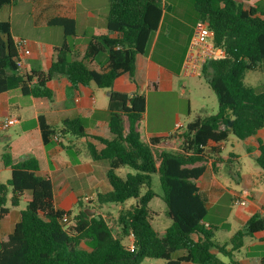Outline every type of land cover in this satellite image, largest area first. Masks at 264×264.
<instances>
[{"label":"trees","instance_id":"1","mask_svg":"<svg viewBox=\"0 0 264 264\" xmlns=\"http://www.w3.org/2000/svg\"><path fill=\"white\" fill-rule=\"evenodd\" d=\"M109 35L92 36L81 58L75 54L69 39L76 35V22L67 17H55L49 25L64 30V39L56 48L47 72L22 73L16 66L18 51L12 37L11 22L0 21V94L20 89L24 96L53 98L48 83L58 75L66 76L75 85L95 84L110 92L108 125L112 137L92 138L103 145L98 149L92 142L84 144L94 161H107L108 192L97 193L84 208L73 211L55 207L53 182L40 176V162L28 156L14 162L6 148L2 154L11 178L0 182V221L19 205L25 193L30 194L20 221L6 241L0 243V264H142L146 258L160 259L165 264H228L219 255L234 257L247 237L264 231V217L252 216L244 229L229 241L216 239L219 227L210 221L201 195V182L210 165L218 173L219 165L232 169L239 156L230 153L222 157L221 143L230 136L246 141L264 128V83L248 87L241 83L245 71H255L264 61V10L246 9L238 0H195L194 9L201 22L214 32L213 48L223 52L210 58L202 74L217 96L218 111L198 116L180 132L167 137H153L143 142L138 130L147 110L145 95L123 94L113 90L114 83L124 73L135 75L136 58L145 54L151 37L159 30L165 10L164 0H108ZM16 0H0V7ZM107 55L106 67L96 70L91 63L101 54ZM43 142L47 148L67 140L66 151L79 154L78 141L89 137L88 119L76 117L50 125L39 117ZM128 124V132L125 126ZM69 140V141H68ZM176 140L178 149L156 150L162 143ZM250 152V149L248 148ZM256 164L264 171V140H258ZM131 171L121 176L118 171ZM159 174L162 194L152 188V175ZM159 197L166 205L171 220L161 237L153 228L158 214L150 207ZM135 200L126 210H120L114 227L103 213L108 204H125ZM79 205L84 207L82 199ZM64 214L70 219L63 222ZM130 244H125L126 239ZM87 244L89 249L82 248ZM230 248V250H229ZM184 253L175 257L174 255Z\"/></svg>","mask_w":264,"mask_h":264},{"label":"crops","instance_id":"2","mask_svg":"<svg viewBox=\"0 0 264 264\" xmlns=\"http://www.w3.org/2000/svg\"><path fill=\"white\" fill-rule=\"evenodd\" d=\"M30 1L34 6L32 18L29 17L30 22L34 20L36 28H54L51 32L56 37L40 43L31 42V54L24 58V73L47 72L50 69L56 48L61 46L64 39L63 28L49 25V21L55 17H67L76 22V35L69 39L75 52L73 59L84 55L88 40L92 36L118 37L117 33L109 34L107 30L108 0ZM238 1L246 9L254 7L264 10V0ZM194 2L195 0H164L165 10L159 30L151 37L146 53L137 56L134 78L129 73H124L114 83L115 92L145 95L147 122L144 130L147 142L153 137H167L180 132L185 126L181 122V108H177L173 114L170 100L171 95L176 93L179 76H188L184 72V66L194 26L199 22ZM210 47L212 51V46ZM106 64L107 55L104 53L91 63L96 70H102ZM48 87L53 91V98L50 100L24 96L20 89L0 94V122L7 116L18 119V123L10 127L17 128L15 134L8 138L10 140L0 137V143L6 142L14 162L28 156H35L39 160L38 174L52 180L57 209L73 211L74 207H78V211L82 208L85 210L88 209L86 204L95 199L97 193L111 190L106 177L109 163L94 161L84 146L86 142H92L100 150L103 145L92 136L107 139L112 137L108 125L110 92L99 89L95 84L75 85L64 75L53 78ZM179 99L182 100V97ZM40 116H44L52 126H61L63 121L76 117L88 119L86 130L89 137L78 141L79 154L70 155L66 151L68 142L65 139L61 141L64 146L57 144L47 148L40 130ZM178 123L182 125L179 130L176 129ZM141 124L142 122L138 127L140 134ZM125 130L128 132V124ZM259 139L264 140V128L245 141L254 160L259 155ZM172 142L176 140L162 143L157 148L169 150ZM178 146L179 143L177 149ZM221 147L223 151L224 142ZM222 157L227 159L229 156ZM2 165L4 166L3 163ZM223 165H219L218 173L208 166L201 182L200 195L209 209L210 221L219 227L216 236L221 237V240L218 241L227 242L239 230L244 229L252 216L259 214L264 217V171L260 167L256 169L248 166L234 172L224 169ZM4 168L10 169L5 166ZM242 191H248L249 194L244 197V204L236 205L235 196ZM79 198L82 199L84 207L79 205ZM22 199L28 202L30 194L25 193ZM20 218L21 210L10 208L9 214L0 221V243L7 240ZM81 247L89 249L84 243ZM182 254L184 253L177 256ZM219 257L232 264L229 257ZM232 259L237 264H264V231L247 237L243 247Z\"/></svg>","mask_w":264,"mask_h":264},{"label":"rangeland","instance_id":"3","mask_svg":"<svg viewBox=\"0 0 264 264\" xmlns=\"http://www.w3.org/2000/svg\"><path fill=\"white\" fill-rule=\"evenodd\" d=\"M33 3L30 0H16L15 4L0 7V21H10L12 26V37L15 41L19 39H26L30 42L40 43L45 40H50L52 37H56L52 33L51 29L54 28H36L34 20L33 24L30 22V16L33 15ZM45 27V26H44ZM61 29V28H59ZM167 32V28H165ZM210 44L215 47L214 39H210ZM223 52L213 49V56L218 57ZM241 83L248 87L257 86L264 83V61L259 63V66L255 71H245L241 78ZM177 89L176 93L171 95L170 107L173 114L177 108H181V122L183 124H188L190 121L194 120L198 116H208L214 114L218 111V101L215 92L208 85L203 74L199 73L195 76H185L184 74L180 75L177 80ZM182 97V100L179 98ZM184 107V108H183ZM184 112V113H183ZM147 115V114H146ZM174 116V115H173ZM175 118V116H174ZM141 136L142 141L147 142L146 133L144 126L146 125V116L141 120ZM14 128H9L4 131H0V137L3 139L10 140L15 131ZM179 132V131H178ZM5 141L0 143V182L5 183L8 179L11 178L10 169L4 168L2 165V154L6 150ZM225 147L222 151V156H229L230 153H235L239 156L238 162H234L231 166L234 172H238L248 166H253L256 169H260L256 164L252 153L248 152V144L245 141L238 140L234 136H230L225 142ZM178 142H172L169 150H176ZM160 150V148L155 149ZM224 169L230 170V167L223 165ZM131 171L130 168L125 167L121 168L118 173L121 176H125L127 172ZM152 188L159 195L162 194V187L160 182V175H152ZM135 200H129L125 204H108L103 208V213L108 219L111 226L114 227V221L116 220L120 210H126L130 208L131 205L135 204ZM27 206V201L22 199L19 202V205L13 207L11 201L8 202V207L16 210H24ZM150 207L157 211V215L152 220L153 228L159 233L160 236L165 235L166 229L170 226L171 220L166 215V205L161 198L156 197L152 200ZM74 214L78 212V207L73 208ZM217 240H221V237L216 236ZM131 239H126L125 244H130ZM178 254L174 255L177 257ZM142 264H165L163 260L146 258Z\"/></svg>","mask_w":264,"mask_h":264},{"label":"built area","instance_id":"4","mask_svg":"<svg viewBox=\"0 0 264 264\" xmlns=\"http://www.w3.org/2000/svg\"><path fill=\"white\" fill-rule=\"evenodd\" d=\"M214 32L209 28L208 24L199 21L193 29V35L189 44V51L184 66V72L188 76H195L199 73L202 74L205 63L213 57V46L210 44V39L213 38ZM18 58L16 60V66L20 72H24V58L31 54V42L26 39H19L15 41ZM212 46V51L211 47ZM18 123V119L7 116L0 122V131L7 130L11 126ZM182 127L181 124L176 125V129L179 130ZM248 191H242L235 196V204L242 205L245 203L244 197L248 195ZM70 219L68 214H64L63 222H68Z\"/></svg>","mask_w":264,"mask_h":264},{"label":"water","instance_id":"5","mask_svg":"<svg viewBox=\"0 0 264 264\" xmlns=\"http://www.w3.org/2000/svg\"><path fill=\"white\" fill-rule=\"evenodd\" d=\"M84 212L89 215V216H93L94 215V211L93 210H90V209H85Z\"/></svg>","mask_w":264,"mask_h":264}]
</instances>
